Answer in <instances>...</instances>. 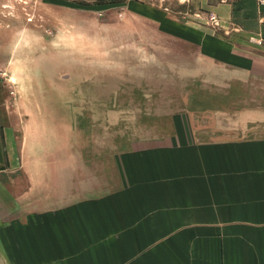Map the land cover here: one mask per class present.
<instances>
[{
  "label": "crops",
  "instance_id": "crops-1",
  "mask_svg": "<svg viewBox=\"0 0 264 264\" xmlns=\"http://www.w3.org/2000/svg\"><path fill=\"white\" fill-rule=\"evenodd\" d=\"M201 2L218 28L125 3L231 72L148 135L89 143L57 111L73 102L7 101L0 81V264H264V133L247 132L264 126V0ZM213 118L248 134L210 139Z\"/></svg>",
  "mask_w": 264,
  "mask_h": 264
},
{
  "label": "rangeland",
  "instance_id": "rangeland-1",
  "mask_svg": "<svg viewBox=\"0 0 264 264\" xmlns=\"http://www.w3.org/2000/svg\"><path fill=\"white\" fill-rule=\"evenodd\" d=\"M12 1L0 0L4 100L44 92L73 102L57 105V111L78 115L80 136L89 135V143L117 147L148 135L151 125L165 124L170 114L198 108L201 97L231 76L197 46L128 11L127 0ZM144 1L193 16L209 28L220 26L210 22L213 12L202 8L201 0H191L185 10L182 0ZM247 132L264 133V126ZM247 132L234 121L213 118L208 137Z\"/></svg>",
  "mask_w": 264,
  "mask_h": 264
},
{
  "label": "built area",
  "instance_id": "built-area-1",
  "mask_svg": "<svg viewBox=\"0 0 264 264\" xmlns=\"http://www.w3.org/2000/svg\"><path fill=\"white\" fill-rule=\"evenodd\" d=\"M210 22H211L212 24H218V23H220V18L218 17L217 14L212 13V15H211V17H210Z\"/></svg>",
  "mask_w": 264,
  "mask_h": 264
}]
</instances>
